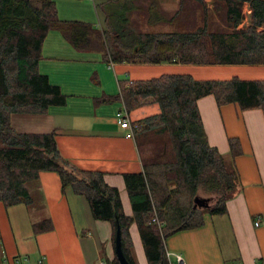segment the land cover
<instances>
[{"label":"trees","instance_id":"obj_1","mask_svg":"<svg viewBox=\"0 0 264 264\" xmlns=\"http://www.w3.org/2000/svg\"><path fill=\"white\" fill-rule=\"evenodd\" d=\"M126 4L137 18L147 17L149 29L157 24L168 29L132 27L133 19L118 16ZM102 10L107 27L100 30L59 20L53 0H0V202L5 207L29 204V187L39 173L56 172L63 192L70 188L82 196L91 217L111 225L113 242L119 225L129 264H137L129 234L132 224L147 264H170L165 239L201 227L205 214L223 215L227 201L240 189L232 163L241 155L239 141L228 139L230 161H225L206 139L198 101L213 96L218 107L236 104L241 110L264 112V81L163 75L121 86L128 111L147 104L160 108L158 114L134 123L142 172L123 175L131 216L125 215L119 191L102 173L80 170L62 157L54 131L17 132L11 115L42 114L64 103L59 90L38 72L42 43L51 30L77 50L101 52L108 65H264V0H177L169 14L158 0H119ZM195 197L210 199L209 207L195 209ZM42 224L44 230L51 229L49 220ZM112 264H119L116 256Z\"/></svg>","mask_w":264,"mask_h":264},{"label":"crops","instance_id":"obj_2","mask_svg":"<svg viewBox=\"0 0 264 264\" xmlns=\"http://www.w3.org/2000/svg\"><path fill=\"white\" fill-rule=\"evenodd\" d=\"M53 1L59 20L97 28L100 19V26L105 22L102 9L119 0ZM38 72L59 90L64 103L42 114H12V127L20 133L54 131L62 157L80 170L102 173L105 182L119 191L127 216L132 212L123 175L142 172L134 123L158 114L160 108L147 104L128 111L122 85L163 75H189L197 81H264V65H108L101 52L77 50L56 30L49 31L42 43ZM103 99L108 101L100 102ZM197 105L208 143L227 161L228 139H238L241 155L232 163L240 189L227 201L223 215L205 214L201 227L165 239L170 264H178L177 256L183 264H264V112L241 110L236 104L218 107L213 96L201 98ZM125 114L133 138L120 128ZM29 194L27 205L5 207L0 202V264H112L111 225L94 220L82 196L70 188L63 192L56 172L39 173ZM46 220L51 224L48 231L42 224ZM129 234L135 262L147 264L145 255L137 260L134 253L144 254L135 224Z\"/></svg>","mask_w":264,"mask_h":264},{"label":"rangeland","instance_id":"obj_3","mask_svg":"<svg viewBox=\"0 0 264 264\" xmlns=\"http://www.w3.org/2000/svg\"><path fill=\"white\" fill-rule=\"evenodd\" d=\"M159 4H160V9H162L163 12H165L166 14H169L170 11L176 9V6H177V0H158ZM116 6V5H115ZM116 9H118V7H115ZM124 10V11H123ZM119 11V10H118ZM104 13H105V10H104ZM121 16L123 17V15H126L127 18L129 19H133V24H132V27H135V28H138L137 26H139L140 30L141 31H148V30H154V31H164V30H167L168 27H164L163 24H157L155 25L153 28L149 29L148 26H146L145 22L147 21V17L145 18H142V19H139L137 18L135 15H134V12H129L128 11V4L125 5V8H122L121 7V10L119 11V14L118 16ZM100 23L102 25V20L100 19L99 21V24L97 25V29H103L107 27V24L104 23L103 21V26H100ZM124 24L125 23H121L120 24V27H124ZM125 27H126V24H125ZM225 161H227V158L223 157ZM85 200V199H84ZM86 202V200L84 201ZM86 204V203H85ZM87 207V206H86ZM88 208V207H87ZM90 218V217H89ZM92 220V219H91ZM102 246L99 245V250L101 251L102 250ZM135 253V256L138 259V257L140 256L143 260L144 258V254L142 253V251L140 250V253H137L136 251H134ZM140 254V255H139ZM136 260V261H137ZM141 262V260H140ZM144 264H146V262L144 261ZM172 264L173 261H172Z\"/></svg>","mask_w":264,"mask_h":264},{"label":"water","instance_id":"obj_4","mask_svg":"<svg viewBox=\"0 0 264 264\" xmlns=\"http://www.w3.org/2000/svg\"><path fill=\"white\" fill-rule=\"evenodd\" d=\"M209 201L210 199L208 198L195 197L193 199V207L195 209H206L209 207ZM114 251L119 264H129L126 258L124 257L121 249V231L118 224L116 227V232L114 237Z\"/></svg>","mask_w":264,"mask_h":264},{"label":"built area","instance_id":"obj_5","mask_svg":"<svg viewBox=\"0 0 264 264\" xmlns=\"http://www.w3.org/2000/svg\"><path fill=\"white\" fill-rule=\"evenodd\" d=\"M119 124H120L121 129L127 131V134H126L127 138H133V131L129 124V120L126 114L121 116ZM153 222H156L159 225V222L156 220V218L153 219ZM167 257H168V254H167ZM176 258H177L178 264H183V261L180 256H177Z\"/></svg>","mask_w":264,"mask_h":264}]
</instances>
